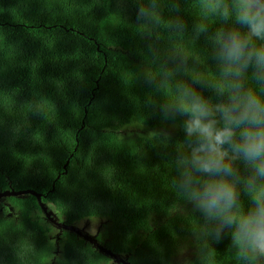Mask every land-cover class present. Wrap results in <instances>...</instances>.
Instances as JSON below:
<instances>
[{"label": "trees", "instance_id": "obj_1", "mask_svg": "<svg viewBox=\"0 0 264 264\" xmlns=\"http://www.w3.org/2000/svg\"><path fill=\"white\" fill-rule=\"evenodd\" d=\"M151 2L153 17L138 19L148 0H0V191L45 195L67 225L104 220L94 236L130 264H240L230 233L206 240L200 213L176 191L182 118L154 112L148 102L160 93L145 82L148 69L175 68L178 50L187 71L182 65L173 84L211 75L215 33L232 22L205 17L201 0ZM133 123L168 128L171 138L119 135ZM5 199L0 264L115 261L74 232L51 237L33 195ZM241 200L247 207L243 191ZM183 244L191 256L177 262Z\"/></svg>", "mask_w": 264, "mask_h": 264}, {"label": "clouds", "instance_id": "obj_2", "mask_svg": "<svg viewBox=\"0 0 264 264\" xmlns=\"http://www.w3.org/2000/svg\"><path fill=\"white\" fill-rule=\"evenodd\" d=\"M154 7L148 0L137 18L151 19ZM200 7L205 17L232 22L214 36L216 71L194 72L190 81L173 84L171 77L182 65L187 71L188 56L178 50L175 68L146 70L145 82L160 93L148 106L166 122L182 118L173 184L200 213L203 237L219 242L227 231L240 264H264V0H201ZM197 30L205 32L207 25ZM148 135L167 144L172 131Z\"/></svg>", "mask_w": 264, "mask_h": 264}, {"label": "rangeland", "instance_id": "obj_3", "mask_svg": "<svg viewBox=\"0 0 264 264\" xmlns=\"http://www.w3.org/2000/svg\"><path fill=\"white\" fill-rule=\"evenodd\" d=\"M149 134V131L142 125L139 124H130L128 126H125L124 128H122L119 132L120 136L123 137H131V136H135V135H147ZM0 205L1 207H8L9 203L7 201V199L2 198L0 200ZM50 210H52L54 217L59 218V220L61 221L60 216H58L55 211L52 209V207L50 205H48ZM41 222H46V220L44 219V216L41 215ZM104 222V220L98 219V218H89V219H84L81 220L79 222L75 223V226L77 228H79L83 233L88 234L90 236H94L96 233L99 232V230L101 229L102 223ZM46 226H48L50 228L49 233L51 234L50 236H57L60 234V230L59 228L53 226V225H49L46 222ZM179 250V253L176 255L175 260L178 259H188L191 256V251L188 248L187 244H183L181 245ZM177 262H182V260H178ZM119 263V262H118ZM117 261H112L110 260L107 264H118Z\"/></svg>", "mask_w": 264, "mask_h": 264}, {"label": "water", "instance_id": "obj_4", "mask_svg": "<svg viewBox=\"0 0 264 264\" xmlns=\"http://www.w3.org/2000/svg\"><path fill=\"white\" fill-rule=\"evenodd\" d=\"M68 164V160L66 161V163L63 165V169L66 168ZM59 176H57L58 178ZM26 194H30L33 195L38 203V206L41 210V212L44 214L45 218L51 223L53 224L55 227L62 229V230H68L71 232H74L75 234H77V236L82 237L84 240L88 241L90 244H92V246L94 248H96L97 250H99L100 252L109 255L110 257H112L115 261L121 263V264H130L126 259L120 257L119 255L113 253L110 249H108L107 247H105L104 245L100 244L95 236H90L88 234L83 233L79 228H77L74 225H67L64 222H60L58 221L56 218H54L52 211L50 209H48L47 205L42 201V198L45 195H42L40 193H37L33 190L30 189H26V190H18L15 191L11 188L4 190V191H0V200L2 198H6L9 196H22V195H26Z\"/></svg>", "mask_w": 264, "mask_h": 264}, {"label": "flooded vegetation", "instance_id": "obj_5", "mask_svg": "<svg viewBox=\"0 0 264 264\" xmlns=\"http://www.w3.org/2000/svg\"><path fill=\"white\" fill-rule=\"evenodd\" d=\"M48 207V206H47ZM48 209H49V207H48ZM42 215L44 216V214L42 213ZM54 218H56V217H54ZM44 219L49 223V221L45 218V216H44ZM57 219V218H56ZM50 225H53V224H51L50 223ZM54 226V225H53Z\"/></svg>", "mask_w": 264, "mask_h": 264}]
</instances>
